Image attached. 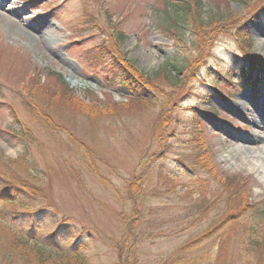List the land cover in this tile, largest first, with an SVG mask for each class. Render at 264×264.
Segmentation results:
<instances>
[{
	"label": "rangeland",
	"instance_id": "obj_1",
	"mask_svg": "<svg viewBox=\"0 0 264 264\" xmlns=\"http://www.w3.org/2000/svg\"><path fill=\"white\" fill-rule=\"evenodd\" d=\"M1 1L0 11L8 7L14 12L13 28L24 33L13 34L0 25V165L25 186L20 187V201L28 209L4 203L0 194V215L52 251L81 250L80 257L92 264H236L245 257L239 254L242 234L230 235L227 245L233 256L226 261L219 260L215 239L186 252L188 243L222 218L223 209L218 204L219 210L184 229L189 222L181 209L189 205L188 198L180 197L201 190L202 199L210 203L225 198L217 182H196L201 176L184 164L185 156L194 152L186 134L194 118L204 146L214 152L213 174L240 179L253 208L264 209V169L255 160L262 155L261 145L231 139V134L246 138L256 131L251 106L264 87L254 82L256 74H249L253 70L243 53V39L251 43L250 55L264 62V0H255L250 10L236 2L229 7L222 3L221 10L233 15L231 29L225 33L222 27L207 25L200 41L194 45L195 33L188 35L182 50L162 32L168 25L165 0H40L39 5ZM203 4L208 8L207 0ZM117 29L126 37L119 53L139 75L160 72L173 59L190 58L193 65L179 81H172L174 86L154 85L159 89L152 92L151 104L132 102L109 109L134 95V86L121 79L120 65L113 66L108 57L99 59L101 46H111ZM241 71L249 81L242 80ZM112 74L120 81L112 83ZM54 75L61 76L70 98L54 89ZM32 76H38L40 88L28 97L27 78ZM229 76L237 80L227 84ZM26 98H35L37 110L52 119L55 131L30 115ZM27 141L26 157L36 180L17 164ZM236 151L248 153L236 161ZM164 174L174 179L173 193L165 190L171 183L166 184ZM17 193L11 187L8 198ZM6 241V236L0 237L1 245L7 246ZM5 258L0 248V264H21Z\"/></svg>",
	"mask_w": 264,
	"mask_h": 264
},
{
	"label": "trees",
	"instance_id": "obj_2",
	"mask_svg": "<svg viewBox=\"0 0 264 264\" xmlns=\"http://www.w3.org/2000/svg\"><path fill=\"white\" fill-rule=\"evenodd\" d=\"M164 2V19L168 21V25L165 27L162 26V32L172 40L178 50H182L183 46L187 44V36L195 33L193 37L194 43L190 42V44L193 43L196 45V43L200 41L198 39L201 37V33L207 25L209 27L214 26V28L222 27L225 33L226 30L231 29L233 15L221 10L222 3H224L226 7H229L230 3L236 2L245 9L250 10L255 0H207L208 8L203 4V0H165ZM204 10H206V14ZM158 24L160 25L161 23ZM114 33L115 34L111 36V46H101L99 59L108 57L112 61L113 66L120 65L121 73L123 74L121 79H124L127 85L134 86V95L130 97L131 100L128 103H112L108 106L109 109L118 110L121 106L130 105L132 102L139 103L142 106L151 104V102H153L152 92H154L155 89H159L154 85L161 84L162 86L165 83L167 86H174L172 81H175V83L179 81V78L185 74V69L193 65L190 58H184L181 61L173 59L171 63L165 65L160 72H156L151 76L139 75L131 64L125 61V56H121V53H119L118 47L126 38L124 33L119 29ZM245 40L246 38L243 39V41ZM246 41L244 43L245 46H243V53L248 57L251 69L264 73L263 59H255L250 55L251 43ZM17 52L18 51L13 50V54L16 56L19 54V52L16 54ZM125 62L127 64H125ZM128 64H130V66ZM164 73L172 74V76L167 77ZM38 76H32L30 79L27 78L29 88L26 89V96L33 97V94L40 88ZM54 77L58 85V87L54 89H58L63 95L70 98V92L62 88L65 82L61 76L54 75ZM119 77L120 76L117 77L114 74L111 80H117ZM229 78L226 80V83H230ZM40 92L41 89L39 90V93ZM26 99L30 115L34 114L36 119L39 118L40 124L44 128L55 131L57 127L54 126L52 119L43 111L37 110L35 98L30 101L28 98ZM91 105L93 106L94 104L91 103ZM191 124L192 127H189L186 134L189 137L187 143L191 145L192 152L193 150L194 152L193 154L190 153V155L188 154L185 156L186 159L184 164L192 168L194 173L201 176L200 180L195 179L196 182L205 184L210 179L217 182L225 198L223 197L221 199L220 197L221 200L217 201L215 204L212 202L210 203L202 199L203 193L201 190L187 192L183 197H180L182 200L188 198L186 201H188L187 204L189 205L181 209L184 215L183 220L187 223L189 222V226H185L184 229H190L192 225L201 222L207 217L209 211L211 213L212 210L216 211L218 209V204H220V209H223L222 218L213 222V224L202 233L199 239L188 243L184 247V250L186 252H193L199 243L207 240L210 242L215 239L218 245L214 250L216 249L219 254V260L226 261L228 257L233 256V251H231L227 245L230 235L234 234L238 237L242 234L243 240L239 245V254L245 255V257H241L240 261H237L236 264H264V209L253 208V204L249 202V191L245 185L243 186L240 179L227 176L221 178L213 174L214 171L216 172L213 165L214 152L210 150L208 146H204L200 123L193 120ZM21 132H24V126L22 130H19V133L16 132V137L18 139L21 138ZM25 143L26 144H22L25 148L24 154L17 160V164L20 165L27 177L30 176V179L36 180V170L30 165V159L26 157L28 153L27 150L29 149V141ZM180 159H183V156L180 157ZM1 167L0 165V194L3 197L4 203L28 209V207L20 201V192L23 193L20 187L25 190V186L20 185L15 177L9 175L7 171H4L5 173L2 172ZM164 180L166 184L171 183V186L165 189L166 192L173 193L175 189L172 185L174 182L173 177L169 174H164ZM28 182L31 183L30 181ZM10 184L13 186H9ZM11 187L17 189L19 193L12 199H9L8 196L10 195ZM192 195H198L199 199L192 201L189 199ZM185 217L192 218L187 219ZM177 220L176 218L174 223L177 222ZM62 223H66V220ZM161 224H164V222L161 221ZM31 229L33 230V228ZM2 236H6L9 239V241H6L7 246L0 244V248L5 250L7 256L5 262L17 259L21 264H49L51 261H56L58 264H92L88 258L80 257L79 254H82L81 250L79 253L77 251L72 252L71 250L52 251L53 248L44 246L42 241L36 239L35 235H31L30 232H24L17 226H14L8 216L4 218L0 215V237Z\"/></svg>",
	"mask_w": 264,
	"mask_h": 264
},
{
	"label": "bare ground",
	"instance_id": "obj_3",
	"mask_svg": "<svg viewBox=\"0 0 264 264\" xmlns=\"http://www.w3.org/2000/svg\"><path fill=\"white\" fill-rule=\"evenodd\" d=\"M1 4H3L0 0V7ZM14 16V12L11 11H6L5 13L0 11V25L4 26V29H6L8 32L13 33V34H21L23 35V31H21L19 28L15 29L13 27H15V21L13 19ZM45 22V21H44ZM44 22H42V24L44 25ZM48 23V22H45ZM41 27V25H40ZM1 28V27H0ZM25 34L28 37H32V35L28 34L25 32ZM24 34V36L26 37V35ZM32 43H35L32 41ZM0 46H3V43L0 41ZM257 104L254 106L253 111L255 114V118L253 120V126L256 129L255 133L251 136H248L246 138H242V136H237V135H232L231 134V139H233V141L236 139L238 144H257L258 146L261 145V149L260 152H262L261 156H257V158L255 160H257L260 165L262 166V168L264 169V95H258L257 97ZM234 136H236V138H234ZM233 142L232 141H228L227 145H232ZM234 157H236V161H238L237 159H240L241 157H243V155H247L248 152H232ZM253 159V158H252Z\"/></svg>",
	"mask_w": 264,
	"mask_h": 264
}]
</instances>
